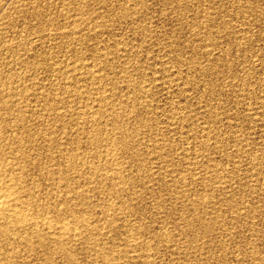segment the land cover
I'll return each mask as SVG.
<instances>
[{
	"label": "rangeland",
	"instance_id": "rangeland-1",
	"mask_svg": "<svg viewBox=\"0 0 264 264\" xmlns=\"http://www.w3.org/2000/svg\"><path fill=\"white\" fill-rule=\"evenodd\" d=\"M3 199L0 264H264V0H0Z\"/></svg>",
	"mask_w": 264,
	"mask_h": 264
},
{
	"label": "bare ground",
	"instance_id": "bare-ground-1",
	"mask_svg": "<svg viewBox=\"0 0 264 264\" xmlns=\"http://www.w3.org/2000/svg\"><path fill=\"white\" fill-rule=\"evenodd\" d=\"M4 202V199L3 200H0V204H3V202ZM7 202V201H6ZM5 203V202H4ZM1 207V206H0ZM3 207V206H2ZM5 209V208H4ZM1 210V209H0Z\"/></svg>",
	"mask_w": 264,
	"mask_h": 264
}]
</instances>
